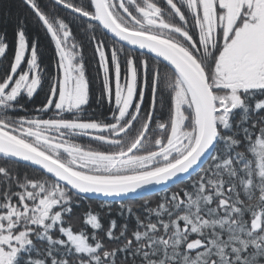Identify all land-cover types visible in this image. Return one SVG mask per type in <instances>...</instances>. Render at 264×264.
Returning <instances> with one entry per match:
<instances>
[{
  "label": "snow or ice",
  "instance_id": "obj_1",
  "mask_svg": "<svg viewBox=\"0 0 264 264\" xmlns=\"http://www.w3.org/2000/svg\"><path fill=\"white\" fill-rule=\"evenodd\" d=\"M0 264H264V0H0Z\"/></svg>",
  "mask_w": 264,
  "mask_h": 264
},
{
  "label": "trees",
  "instance_id": "obj_2",
  "mask_svg": "<svg viewBox=\"0 0 264 264\" xmlns=\"http://www.w3.org/2000/svg\"><path fill=\"white\" fill-rule=\"evenodd\" d=\"M41 40H42L45 44H47V40L44 39V37H43L42 34H41ZM89 54H90V53H89ZM152 198L155 199V198H156V195H154Z\"/></svg>",
  "mask_w": 264,
  "mask_h": 264
}]
</instances>
